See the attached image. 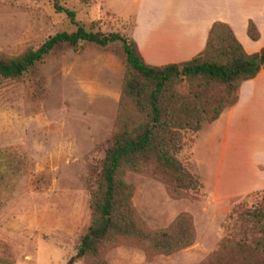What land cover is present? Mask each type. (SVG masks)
<instances>
[{
    "label": "rangeland",
    "instance_id": "374dc122",
    "mask_svg": "<svg viewBox=\"0 0 264 264\" xmlns=\"http://www.w3.org/2000/svg\"><path fill=\"white\" fill-rule=\"evenodd\" d=\"M57 3L73 11L86 31L129 37L131 22L125 20L135 6L131 0ZM52 4L0 0V52L35 50L56 33L74 31ZM122 72L116 42L103 48L59 45L19 80L0 84V264H81L75 250L89 223L90 191L112 128ZM242 131L253 149L264 152V127ZM233 153L222 156L219 140L206 129L186 135L177 158L195 165L202 184L197 201L172 200L159 183L126 172L132 204L146 225L159 229L187 212L195 241L150 261L137 249L118 246L106 252L107 264H197L214 250L232 206L264 201V157Z\"/></svg>",
    "mask_w": 264,
    "mask_h": 264
},
{
    "label": "trees",
    "instance_id": "16d2710c",
    "mask_svg": "<svg viewBox=\"0 0 264 264\" xmlns=\"http://www.w3.org/2000/svg\"><path fill=\"white\" fill-rule=\"evenodd\" d=\"M52 7L65 15L74 31L56 33L35 50L16 55L0 52V84L19 80L59 45L89 43L103 48L116 42L123 54L113 124L95 172L89 223L78 240L75 259L81 264H107L106 252L125 246L150 261L190 248L195 241L191 215L180 212L165 227L150 229L132 204L133 188L124 175L148 177L162 185L172 200L197 201L202 184L195 165L177 155L186 135L217 120L236 103L240 84L264 70V47L246 54L226 24L213 22L197 55L180 63L151 66L131 38L86 31L74 21L73 11L59 6L57 0ZM246 36L251 41L259 37L250 21ZM255 60L258 67H253ZM197 264H264V201L232 206L224 235Z\"/></svg>",
    "mask_w": 264,
    "mask_h": 264
},
{
    "label": "crops",
    "instance_id": "0c3cea01",
    "mask_svg": "<svg viewBox=\"0 0 264 264\" xmlns=\"http://www.w3.org/2000/svg\"><path fill=\"white\" fill-rule=\"evenodd\" d=\"M131 1L135 6L125 20L131 22L128 36L148 65L161 66L191 59L203 49L213 22L226 24L246 54L257 53L264 47V0ZM248 21L258 32L256 41L246 36ZM263 122L264 70H260L253 79L240 84L236 103L200 131L206 129L209 136L217 137L222 156L230 152H239L241 156L248 153L254 160L257 156L264 157V152L253 149V142L243 139L242 130L264 127Z\"/></svg>",
    "mask_w": 264,
    "mask_h": 264
},
{
    "label": "water",
    "instance_id": "95a60500",
    "mask_svg": "<svg viewBox=\"0 0 264 264\" xmlns=\"http://www.w3.org/2000/svg\"><path fill=\"white\" fill-rule=\"evenodd\" d=\"M258 65H259L258 60H255V62H254V64H253V67H258Z\"/></svg>",
    "mask_w": 264,
    "mask_h": 264
}]
</instances>
